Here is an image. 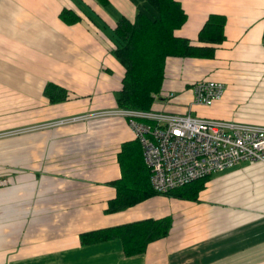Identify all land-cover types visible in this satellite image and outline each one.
<instances>
[{
  "label": "crops",
  "instance_id": "crops-1",
  "mask_svg": "<svg viewBox=\"0 0 264 264\" xmlns=\"http://www.w3.org/2000/svg\"><path fill=\"white\" fill-rule=\"evenodd\" d=\"M140 1L0 0V132L14 131L0 137V264H264L263 163L232 167L243 191L226 204L213 195L217 171L198 200L161 193L109 211L119 152L136 138L128 119L27 128L119 107L126 68L113 31L120 17L135 19ZM179 1L188 18L176 34L200 43L207 18L221 13L226 39L212 58L169 56L165 98L153 109L264 124V0ZM66 8L81 19L67 22ZM203 79L226 85L211 105L195 102ZM165 215L173 217L169 234L142 253L126 254L119 237L83 241L86 231Z\"/></svg>",
  "mask_w": 264,
  "mask_h": 264
},
{
  "label": "trees",
  "instance_id": "trees-1",
  "mask_svg": "<svg viewBox=\"0 0 264 264\" xmlns=\"http://www.w3.org/2000/svg\"><path fill=\"white\" fill-rule=\"evenodd\" d=\"M107 5L110 0H98ZM135 19L120 17L114 28L115 56L125 66L122 86L116 92L119 107L153 109L162 92L169 56L206 57L216 54L217 44L226 39V16L212 13L200 29L198 40L176 34L187 20L188 13L179 0H142ZM67 22H76L81 15L73 9L61 13ZM88 16L95 15L86 13ZM56 87L49 82L47 91ZM122 176L115 181L117 195L110 201L109 211L128 208L155 194L151 174L145 162L139 138L125 141L119 152ZM212 175L197 178L164 193L180 199L198 200ZM172 215L146 217L117 225L101 227L82 234L84 242L119 237L126 254L142 253L155 239L165 237L172 227Z\"/></svg>",
  "mask_w": 264,
  "mask_h": 264
},
{
  "label": "built area",
  "instance_id": "built-area-1",
  "mask_svg": "<svg viewBox=\"0 0 264 264\" xmlns=\"http://www.w3.org/2000/svg\"><path fill=\"white\" fill-rule=\"evenodd\" d=\"M195 102L211 105L222 98V81L195 83ZM175 93L170 92V97ZM106 115L125 116L141 141L153 188L166 193L173 188L243 162L264 164V124L231 118H214L190 112L156 109L106 108L27 127H47ZM13 130L0 132V137ZM6 180L0 179V184Z\"/></svg>",
  "mask_w": 264,
  "mask_h": 264
},
{
  "label": "rangeland",
  "instance_id": "rangeland-1",
  "mask_svg": "<svg viewBox=\"0 0 264 264\" xmlns=\"http://www.w3.org/2000/svg\"><path fill=\"white\" fill-rule=\"evenodd\" d=\"M234 170H235L234 168H231V169L218 171L217 173L214 174V177L216 176L221 177L220 179L215 180V184L212 185V189L215 191V193L213 194L216 198L215 202H217V199L219 200V198H223L225 201V204L229 203L231 200H236V198L239 197V195L241 194L240 192L243 191L239 189L240 187H242V185H239V186L236 185L235 184L236 179L230 176V174ZM209 182L210 180L207 183V187L210 185ZM218 202H220L221 204H224L220 200Z\"/></svg>",
  "mask_w": 264,
  "mask_h": 264
}]
</instances>
